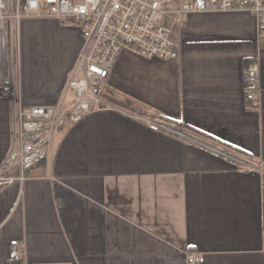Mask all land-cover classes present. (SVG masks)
<instances>
[{"label":"crops","instance_id":"0c3cea01","mask_svg":"<svg viewBox=\"0 0 264 264\" xmlns=\"http://www.w3.org/2000/svg\"><path fill=\"white\" fill-rule=\"evenodd\" d=\"M19 30L25 104L55 103L83 47L80 24L28 17ZM262 32L248 12L191 13L172 26L177 59L122 51L97 86L118 109L70 122L48 160L0 193V264H11L13 239L26 264H189L190 252L205 256L200 264H264V174L217 151L264 163ZM251 65L257 107L245 96ZM133 113L186 134L154 131ZM14 119L0 96V165Z\"/></svg>","mask_w":264,"mask_h":264},{"label":"built area","instance_id":"2783aa9c","mask_svg":"<svg viewBox=\"0 0 264 264\" xmlns=\"http://www.w3.org/2000/svg\"><path fill=\"white\" fill-rule=\"evenodd\" d=\"M248 12L264 28V0H0V96L12 103L15 139L0 165V193L15 182L22 185L27 172L48 160L56 133L85 114L118 109L104 99L97 86L114 69L122 51L143 57L173 60L178 44L172 26L182 24L191 13ZM28 17H49L60 23L79 22L84 43L58 100L52 104L26 106L19 83V28ZM164 17L171 26L161 24ZM264 34V32H262ZM245 96L252 107L260 105V72L255 65L244 70ZM154 131L183 136L174 125L131 114ZM187 135H189L187 133ZM202 144V143H201ZM239 164L264 174L263 162H251L217 150ZM22 241L10 242L11 264H26ZM189 264L204 262L201 253L190 252Z\"/></svg>","mask_w":264,"mask_h":264},{"label":"water","instance_id":"95a60500","mask_svg":"<svg viewBox=\"0 0 264 264\" xmlns=\"http://www.w3.org/2000/svg\"><path fill=\"white\" fill-rule=\"evenodd\" d=\"M189 135H190V134H189ZM190 136L193 137V138H194L195 140H197L198 142H200V143H202V144H205V145H207V146H210L209 144H207V143L203 142L202 140H200V139L194 137L193 135H190ZM210 147H212V148H214V149H217V148L214 147V146H210ZM217 150H219V149H217Z\"/></svg>","mask_w":264,"mask_h":264},{"label":"rangeland","instance_id":"374dc122","mask_svg":"<svg viewBox=\"0 0 264 264\" xmlns=\"http://www.w3.org/2000/svg\"><path fill=\"white\" fill-rule=\"evenodd\" d=\"M165 18H168V17H164V22H166V21H167V19H165Z\"/></svg>","mask_w":264,"mask_h":264},{"label":"bare ground","instance_id":"6f19581e","mask_svg":"<svg viewBox=\"0 0 264 264\" xmlns=\"http://www.w3.org/2000/svg\"><path fill=\"white\" fill-rule=\"evenodd\" d=\"M188 136H190V135H188ZM193 138V137H192ZM194 139V138H193Z\"/></svg>","mask_w":264,"mask_h":264}]
</instances>
